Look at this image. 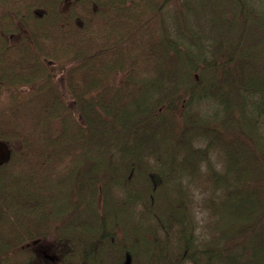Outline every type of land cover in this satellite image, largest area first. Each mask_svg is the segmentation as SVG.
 Wrapping results in <instances>:
<instances>
[{
    "label": "trees",
    "instance_id": "1",
    "mask_svg": "<svg viewBox=\"0 0 264 264\" xmlns=\"http://www.w3.org/2000/svg\"><path fill=\"white\" fill-rule=\"evenodd\" d=\"M0 144V264H264V0H0Z\"/></svg>",
    "mask_w": 264,
    "mask_h": 264
},
{
    "label": "clouds",
    "instance_id": "2",
    "mask_svg": "<svg viewBox=\"0 0 264 264\" xmlns=\"http://www.w3.org/2000/svg\"><path fill=\"white\" fill-rule=\"evenodd\" d=\"M194 148L205 149L207 147V141H203L200 143H194ZM212 165V169L219 173L223 174L225 171V158L224 154L220 149H212L208 151V155L206 159H203L199 163V170L203 174L208 173V165ZM182 183H186V180H182ZM119 195L121 197L124 196L123 191H119ZM190 195L192 199L191 206V215L195 228V235L198 238H201L202 233H204V239H210V236L207 235L206 225L209 223L210 210L204 206L206 199L210 195L209 192L204 191L202 188L197 187L195 185L190 188ZM138 210H142L141 205H137Z\"/></svg>",
    "mask_w": 264,
    "mask_h": 264
},
{
    "label": "rangeland",
    "instance_id": "3",
    "mask_svg": "<svg viewBox=\"0 0 264 264\" xmlns=\"http://www.w3.org/2000/svg\"><path fill=\"white\" fill-rule=\"evenodd\" d=\"M5 152H6L5 147L0 144V158H2L4 156Z\"/></svg>",
    "mask_w": 264,
    "mask_h": 264
}]
</instances>
